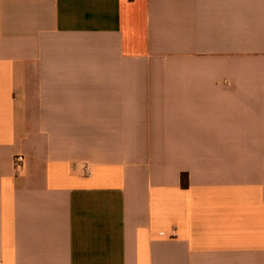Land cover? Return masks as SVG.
Listing matches in <instances>:
<instances>
[{"label": "crops", "instance_id": "obj_1", "mask_svg": "<svg viewBox=\"0 0 264 264\" xmlns=\"http://www.w3.org/2000/svg\"><path fill=\"white\" fill-rule=\"evenodd\" d=\"M0 264H264V0H0Z\"/></svg>", "mask_w": 264, "mask_h": 264}, {"label": "built area", "instance_id": "obj_2", "mask_svg": "<svg viewBox=\"0 0 264 264\" xmlns=\"http://www.w3.org/2000/svg\"><path fill=\"white\" fill-rule=\"evenodd\" d=\"M23 163H24V157L23 156L19 155V156L15 157V166L17 169L22 168ZM87 173L90 174L91 171L89 170V171H87Z\"/></svg>", "mask_w": 264, "mask_h": 264}]
</instances>
